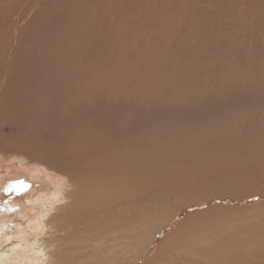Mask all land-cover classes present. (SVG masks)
I'll list each match as a JSON object with an SVG mask.
<instances>
[{
	"label": "rangeland",
	"instance_id": "rangeland-1",
	"mask_svg": "<svg viewBox=\"0 0 264 264\" xmlns=\"http://www.w3.org/2000/svg\"><path fill=\"white\" fill-rule=\"evenodd\" d=\"M258 16L264 0H0V156L50 174L0 191L45 201L4 208L1 247L28 264H264Z\"/></svg>",
	"mask_w": 264,
	"mask_h": 264
},
{
	"label": "bare ground",
	"instance_id": "bare-ground-1",
	"mask_svg": "<svg viewBox=\"0 0 264 264\" xmlns=\"http://www.w3.org/2000/svg\"><path fill=\"white\" fill-rule=\"evenodd\" d=\"M32 2V1H31ZM34 2V1H33ZM36 2H37V0H36ZM262 2V1H261ZM193 3V2H192ZM188 4V3H187ZM188 5H190V4H188ZM244 6V5H243ZM193 7V6H192ZM22 8V7H21ZM236 8V7H235ZM243 8V7H242ZM260 8V7H259ZM27 9V8H26ZM25 9V10H26ZM254 9H255V7H254ZM262 10H263V8H262ZM19 11V10H18ZM21 11V10H20ZM20 11H19V13H20ZM29 11H30V9H29ZM44 12V11H43ZM19 13H18V15H19ZM240 14V13H239ZM243 14V13H242ZM241 14V15H242ZM21 15V14H20ZM240 15V16H241ZM199 16V15H198ZM263 16V15H262ZM262 16H258L257 18H256V22H254V19L255 18H252V21H251V23L253 22L254 24V31L256 32V30L257 29H259L260 30V32L262 31V29L264 28V17H262ZM19 17V16H18ZM36 17V16H35ZM197 17V16H196ZM242 18H241V20H243V19H246V17H244V15H242L241 16ZM22 17H19V19H21ZM211 18V17H210ZM198 19V18H197ZM235 19V18H234ZM250 19V18H249ZM249 19H247V20H249ZM18 20V19H17ZM182 20V19H181ZM210 20V22H209V25L210 24H212V20L211 19H209ZM208 20V21H209ZM214 20V19H213ZM246 20V21H247ZM189 21V20H188ZM198 21V20H197ZM196 21V22H197ZM205 21H207V19L205 20ZM216 21V20H215ZM214 21V22H215ZM244 21V20H243ZM49 22H51V21H49ZM182 22V21H181ZM190 22V21H189ZM194 22V21H193ZM217 22V21H216ZM221 22V21H220ZM197 23H199V22H197ZM196 23V24H197ZM208 23V22H207ZM234 23V22H233ZM243 23H246L245 21L243 22ZM248 23V22H247ZM251 23H249V25H251ZM18 24H19V22H18ZM182 25H185V24H183V22L181 23ZM236 24V23H235ZM200 25V24H199ZM214 25V24H213ZM219 25V23H217V24H215L214 26H218ZM190 26H192V24L190 25ZM200 26H202V24L200 25ZM205 26V25H204ZM221 26V24L219 25V27L218 28H216L217 30L219 29L220 31H221V33H222V36L223 37H225L226 36V34L228 35V36H231V34H230V32H228V28L226 29V28H224V26H225V24H224V26H223V24H222V26ZM240 26V25H239ZM245 26V25H244ZM13 27V26H12ZM50 27H51V25H50ZM180 27V26H179ZM193 27V26H192ZM230 27V26H229ZM203 28V27H202ZM249 28V27H248ZM183 29V27H180V31ZM206 29H207V27H206ZM208 29H210V30H212L210 27L208 28ZM230 29V28H229ZM231 29H232V26H231ZM218 30V32H220ZM245 30V29H244ZM243 30V31H244ZM249 30V29H248ZM247 30V31H248ZM49 31V30H48ZM179 31V30H178ZM237 31H239V30H237ZM254 31H252V35H253V32ZM177 32V31H176ZM188 32V31H187ZM212 32H215V31H213L212 30ZM227 32V33H226ZM233 32V31H232ZM246 32V31H245ZM244 32V33H245ZM250 32H251V30H250ZM259 32V33H260ZM50 33V32H49ZM240 33V32H239ZM176 34V33H175ZM184 34V33H183ZM186 34V33H185ZM206 34V33H205ZM237 34V33H236ZM246 34V33H245ZM255 34V33H254ZM51 35H52V33H51ZM50 36V35H49ZM176 36H177V34H176ZM183 36V35H182ZM212 36V35H211ZM217 36V35H216ZM219 36V35H218ZM232 36H234L233 34H232ZM254 36V35H253ZM260 36V37H259ZM261 33H260V35H258L257 37H258V39L259 38H261ZM191 37V36H190ZM255 37V36H254ZM176 38V37H175ZM211 38V37H210ZM250 38H253V37H251L250 36ZM229 39V38H228ZM248 39V38H247ZM48 40V39H47ZM183 40H186V42H188L189 40H191V39H189L187 36L186 37H184L183 36V38L180 36H178V38L177 39H174V41H176V43H180V44H182L183 43ZM188 40V41H187ZM223 40V39H222ZM229 40H231V39H229ZM235 40V39H234ZM252 40V39H251ZM261 41V40H260ZM224 42V41H223ZM223 42H221V43H223ZM225 42H226V40H225ZM232 42H234V41H232ZM238 42V41H237ZM237 42H236V44H237ZM185 43V42H184ZM253 43H255V41L253 42ZM252 43V44H253ZM179 44V45H180ZM194 43L192 42V45H193ZM209 44V43H208ZM235 43H233V45H234ZM260 44V43H259ZM258 44V45H259ZM178 45V46H179ZM254 45V44H253ZM255 45H257V44H255ZM254 45V46H255ZM181 46V45H180ZM177 47V46H176ZM185 47V46H184ZM259 47V46H258ZM198 49V48H197ZM12 50H13V47H12ZM54 50V49H53ZM172 50V49H171ZM212 51V50H211ZM13 52V51H12ZM15 52V51H14ZM19 53V52H18ZM12 54V53H11ZM22 55V54H21ZM5 58V57H4ZM66 59V58H65ZM4 61H5V59H4ZM8 61V60H7ZM5 63H6V61H5ZM7 64V63H6ZM30 67V66H29ZM28 67V68H29ZM5 68V67H4ZM34 68V67H33ZM8 71V70H7ZM16 73V72H15ZM5 74V73H4ZM3 74V75H4ZM34 74V73H33ZM21 75V74H20ZM2 79V78H1ZM4 82V81H3ZM2 82V83H3ZM31 82V81H30ZM29 82V83H30ZM56 89H57V87H56ZM14 155V154H13ZM15 156H18V155H15ZM23 156H18V157H14V156H12V155H9V156H0V191H2V192H4L7 188H10V187H12L14 184H16L17 182H19V183H28L31 187H33V190H34V192H35V190H36V193L38 192V191H41V190H43V188H42V186H45L46 187V185L47 184H49L50 183V180L49 179H47V181H45L44 179H43V177H47L48 175H50L46 170H41V169H36V168H39V167H37V166H34L32 163H28V160H25V159H23L22 158ZM23 160H22V159ZM28 164V165H27ZM51 180H52V182H54L53 181V178H51ZM32 190V191H33ZM31 193L32 192H30L28 195H29V198H30V195H31ZM32 197V196H31ZM35 197V196H34ZM0 199H3V198H1V193H0ZM33 199V198H32ZM32 199L30 200H28V201H25V203H24V205H22L23 207H21V206H19V205H16L15 203H11L10 202V204H8V203H6V204H4V205H2V206H0L1 208H0V264H28L29 263V260L30 259H28V260H24V257H23V253H24V255H25V252L23 251V250H21L20 248H18L19 246H18V244L17 245H13L12 244V242H11V247L10 248H7V249H5L4 247H1V245H2V243H3V241H5V242H8V241H10V239H8V238H5V236L7 235V234H9V232H5V230H3V227H5L3 224H2V222H7L8 221V219H7V217H5V216H3V213H5L4 212V208L6 209V207H8V208H12V209H15L17 212L15 213V217H17V214H19L20 212V210H21V213H22V210H23V214H24V216H27V218H29L28 216H30L31 215V213H32V211H35V209H36V206H39V203H44L45 201L44 200H41L39 203L37 202V200L39 199L38 197L37 198H34V200L32 201ZM29 204H30V206H29ZM26 205V206H25ZM27 205L29 206V207H27ZM33 205H36V206H33ZM32 208L34 209V210H32ZM12 211V210H11ZM3 212V213H2ZM10 212V211H9ZM23 216V217H24ZM41 218V217H40ZM5 221H4V220ZM10 221V220H9ZM39 221V220H38ZM36 222L37 224H38V226L37 225H35V226H33V234H34V237H35V239L36 238H38V236L40 235V233L42 232V230L43 229H41V223L40 222ZM28 223V222H27ZM8 224V223H7ZM11 227V226H10ZM9 227V228H10ZM20 226H18L17 225V231H19V228ZM19 228V229H18ZM22 228V227H21ZM42 228H43V224H42ZM11 233V232H10ZM13 234V233H12ZM15 234V233H14ZM18 234H20V236L22 235V233H18ZM13 236V235H12ZM11 237V236H10ZM17 237V236H16ZM21 242V241H20ZM37 243V239L35 240V242L33 243L34 244V246L35 245H37L36 244ZM32 244V245H33ZM32 247V246H31ZM19 249V250H18ZM34 254H33V259L30 261V262H32V261H38L39 260V258L38 257H41V253H40V250H39V247L37 246V247H35V249H34ZM33 252V251H32ZM5 253H8L7 255H5ZM29 257H30V255H29ZM42 257H44V256H42ZM31 258V257H30ZM33 263V262H32Z\"/></svg>",
	"mask_w": 264,
	"mask_h": 264
},
{
	"label": "water",
	"instance_id": "water-1",
	"mask_svg": "<svg viewBox=\"0 0 264 264\" xmlns=\"http://www.w3.org/2000/svg\"><path fill=\"white\" fill-rule=\"evenodd\" d=\"M36 169H41V168H36ZM42 170V169H41Z\"/></svg>",
	"mask_w": 264,
	"mask_h": 264
}]
</instances>
